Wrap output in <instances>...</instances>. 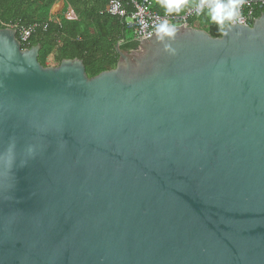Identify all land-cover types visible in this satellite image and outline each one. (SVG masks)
I'll use <instances>...</instances> for the list:
<instances>
[{"label": "water", "instance_id": "1", "mask_svg": "<svg viewBox=\"0 0 264 264\" xmlns=\"http://www.w3.org/2000/svg\"><path fill=\"white\" fill-rule=\"evenodd\" d=\"M175 29L89 78L0 25V264H264V12Z\"/></svg>", "mask_w": 264, "mask_h": 264}, {"label": "trees", "instance_id": "2", "mask_svg": "<svg viewBox=\"0 0 264 264\" xmlns=\"http://www.w3.org/2000/svg\"><path fill=\"white\" fill-rule=\"evenodd\" d=\"M61 0H0V21L3 24H18L34 27L35 33L28 44L22 49L40 46L38 61L44 67L52 59L58 67L64 60H80L83 62L86 74L93 78L102 72L115 69L119 60L116 50L131 52L139 47L133 40V35L126 31L120 20L107 13L110 0H63V12L72 9L75 20L64 16L60 23L50 20L53 6ZM124 4L129 0H121ZM141 1V0H133ZM259 1V0H252ZM153 11L160 15H182L187 9L200 2L188 0L180 12H166L162 0H150ZM264 12L257 7L256 19ZM47 26L43 30L42 26ZM192 28L204 30L213 38L221 37L229 25L221 26L211 21L208 11L196 18L188 20Z\"/></svg>", "mask_w": 264, "mask_h": 264}, {"label": "built area", "instance_id": "3", "mask_svg": "<svg viewBox=\"0 0 264 264\" xmlns=\"http://www.w3.org/2000/svg\"><path fill=\"white\" fill-rule=\"evenodd\" d=\"M197 4L187 9L182 15H160L152 10L150 0H141L138 2L129 0V2L125 4L121 0H110L107 13L119 19L124 29L133 35V40L139 42L141 39L153 37L156 34V26L165 21L172 26H189V19L196 18L203 12L208 11L207 6H205L203 11L197 13L195 7ZM257 7L264 8V0H243V3L238 7V12L240 13L238 21L229 24L252 26L253 22L256 20ZM71 16L75 19L74 14H71ZM0 25L3 28L14 29L21 45L28 44L35 33V28L31 26L25 27L18 24L6 25L1 21ZM46 27V25L42 26L43 30H45Z\"/></svg>", "mask_w": 264, "mask_h": 264}, {"label": "clouds", "instance_id": "4", "mask_svg": "<svg viewBox=\"0 0 264 264\" xmlns=\"http://www.w3.org/2000/svg\"><path fill=\"white\" fill-rule=\"evenodd\" d=\"M187 2L188 0H162V4L165 7L166 12L169 14L173 12H180L182 6ZM242 3L243 0H200V3L195 7L197 13H200L201 11H203L205 6H207L208 15L211 21L220 25L221 30L223 31L225 22L234 23L238 21L240 16L238 7ZM175 32V26L169 25L166 21L157 25L155 29L156 35L161 38L164 36L173 37L175 35ZM14 151L15 142L12 141L9 143L5 154H14ZM28 151L32 152L33 149L29 148Z\"/></svg>", "mask_w": 264, "mask_h": 264}, {"label": "rangeland", "instance_id": "5", "mask_svg": "<svg viewBox=\"0 0 264 264\" xmlns=\"http://www.w3.org/2000/svg\"><path fill=\"white\" fill-rule=\"evenodd\" d=\"M62 1L63 0H61L60 2H57L53 6V8H52V10L50 12V16H51L50 19L53 22H56L58 24L60 23V17L61 16H64V17H66V18H68L70 20H72V19L75 20L74 17L71 16V14H74L72 9L69 8L67 12H63V8H62L63 3H62ZM47 65L50 66V67H55L56 63L52 59H49L48 62H47Z\"/></svg>", "mask_w": 264, "mask_h": 264}]
</instances>
